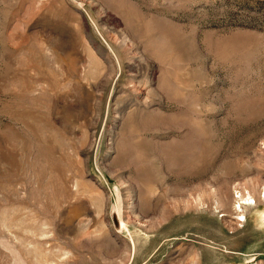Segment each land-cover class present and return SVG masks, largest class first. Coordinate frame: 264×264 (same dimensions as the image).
<instances>
[{"label": "rangeland", "instance_id": "rangeland-1", "mask_svg": "<svg viewBox=\"0 0 264 264\" xmlns=\"http://www.w3.org/2000/svg\"><path fill=\"white\" fill-rule=\"evenodd\" d=\"M0 264H264V0H0Z\"/></svg>", "mask_w": 264, "mask_h": 264}, {"label": "bare ground", "instance_id": "bare-ground-1", "mask_svg": "<svg viewBox=\"0 0 264 264\" xmlns=\"http://www.w3.org/2000/svg\"><path fill=\"white\" fill-rule=\"evenodd\" d=\"M259 217V216H258Z\"/></svg>", "mask_w": 264, "mask_h": 264}]
</instances>
